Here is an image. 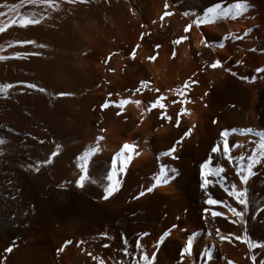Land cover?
<instances>
[{"label":"bare ground","instance_id":"obj_1","mask_svg":"<svg viewBox=\"0 0 264 264\" xmlns=\"http://www.w3.org/2000/svg\"><path fill=\"white\" fill-rule=\"evenodd\" d=\"M237 2L168 0L175 7L165 9V0H77L71 4L56 0L60 7L55 11L27 4L19 9L45 18L26 28L13 24L0 33V56L9 57L0 61V86L13 85L6 93L0 91L3 264H131V256L126 259L121 252L122 233L137 261V234L147 233L139 239L150 258L156 251L153 264H252L247 245L234 237L246 231L251 240L264 245V157L259 155L264 151V71H255L264 69V0H245L248 7L235 19L231 14L218 16L210 24L192 25L184 32L185 25L197 15L204 16L208 8L219 4L221 12ZM17 3L0 0V5ZM0 11L6 13L0 20L6 21L8 9L0 7ZM165 11L173 14L161 19ZM228 32L243 38H229L220 47V38ZM202 35L210 44L207 48L200 44ZM182 36L188 39L172 43ZM23 40L46 47L18 43ZM133 48L134 56L130 55ZM13 52L40 55L11 58ZM217 59L237 76L222 67L209 68ZM142 80L148 81V88L135 91ZM21 82L43 87L45 92L25 88ZM157 88L159 93L149 91ZM178 88L184 95L176 92ZM59 92L71 95L58 96ZM159 95L165 97L161 101L165 109L149 111L150 102ZM106 99L109 107L101 111L99 105ZM121 99L129 103L116 116L119 108L112 101ZM181 106L185 112L176 125ZM160 112L172 119L158 118ZM188 128L192 129L189 136L177 147L178 159L161 156ZM246 128L252 131H242ZM221 130L229 134L233 160L244 156L238 161L243 165L246 157L256 156L261 161L247 183L251 203L244 226L225 219L235 218L219 205L212 210L224 216L202 211L209 207L204 204L208 196L239 208L219 184L209 186L208 196L199 188V165L209 156L213 164L225 168V184L238 183L234 166L229 172L227 160L210 151ZM98 136L104 139L97 140ZM125 142L135 148L125 173L118 174L120 189L107 200L101 199L111 157ZM57 144L60 148L53 162L41 163L37 170V162L56 151ZM91 147L99 151L89 157L88 179L77 188L75 157ZM162 164L176 169L174 179L133 199L153 182ZM61 183L66 186L58 187ZM257 207L262 210L256 212ZM166 230L168 236L156 249V241ZM217 231L226 238L221 240ZM102 232L107 235L100 236ZM192 233H196L192 255L181 260L179 250ZM68 240L72 243L66 245ZM13 241L12 251L4 253ZM208 249L212 250L210 259ZM252 255L257 264H264V247L253 249Z\"/></svg>","mask_w":264,"mask_h":264},{"label":"snow or ice","instance_id":"obj_2","mask_svg":"<svg viewBox=\"0 0 264 264\" xmlns=\"http://www.w3.org/2000/svg\"><path fill=\"white\" fill-rule=\"evenodd\" d=\"M68 3H76L77 0H67ZM79 2L83 3L85 0H79ZM35 5L38 7H42L45 9H52L53 11L59 9L60 5L56 3V0H19V3L17 4H3L0 5V7L8 9V18L6 21L0 20V33L5 32V30L13 24L19 25L20 27H28L29 25H38L41 23L42 20H44V15H41L39 13H21L19 9L23 7L24 5ZM170 7H175V4L170 5L168 3V0H165L164 8L169 9ZM248 7L245 0H238L237 3L231 5L230 9L225 8L221 12H218L217 10L220 8L219 4L214 5L213 7H210L207 9V12L204 16L197 15L195 19L191 21L190 24L185 25L184 32L188 33L189 29L192 25H196L198 28L201 25L210 24L212 21H214L218 16H224L227 17L231 14L232 18L235 19L237 16H239L241 13H243L246 8ZM173 13L170 11H165V13L161 16V19L164 18V16H170ZM181 15H188L187 12L181 13ZM6 16V13L4 11H0V17ZM155 23V22H154ZM144 33H141V36L143 37ZM233 39V40H239L243 37L239 35H233L231 32H228L226 36H223L220 38L219 46L223 47V41L227 39ZM188 39L187 36H182L178 40H174L172 43L179 44L181 40ZM20 44H34L36 48H44L46 45L44 44H35L34 41L31 40H23L18 41ZM200 44L204 47H209L210 44L208 41H206L201 36ZM156 47H159L157 45ZM136 49L133 48L131 50V54H135ZM254 51V50H253ZM28 55H40L39 52H32V53H22V52H13L11 58H24ZM173 55H175V52H173ZM197 55H199V52H197ZM155 56L150 57V59H155ZM9 59V57L6 56H0V61ZM107 63V60L104 61ZM237 64L241 63V61L237 60ZM209 68L216 69L221 68L225 73H230L233 77L237 76V73L235 71H231V69L227 66H224L221 62V60H213L209 65ZM112 69H109L111 71ZM256 72H262L264 69L256 68ZM240 79H248V77L241 76ZM23 87L28 89H35L38 92H45V89L43 87H37L33 83H24ZM193 84H196L197 81L193 80ZM13 85L11 84H3L0 86V91L7 92L9 88H12ZM148 88V81L142 80L140 81L139 88L135 89V91L139 92L143 89ZM184 88H188V82H185ZM149 91H154L159 93L160 89H149ZM176 92L180 95H184V92L181 91V89H176ZM58 96H66L71 95V93L67 92H59L57 93ZM109 97L112 96V93L108 94ZM207 95V93H205ZM165 97L163 95L157 96V98L150 102L149 111L153 109H165L166 105L162 103L161 101L164 100ZM109 100H105L103 103L99 105L100 110L103 111L104 109L109 107ZM129 103L128 100L121 99L119 102L112 101V104L119 108V111L116 112V116H120L122 112L125 111V105ZM134 103L139 104L140 101L136 100ZM172 103H176L175 100L172 101ZM184 101L181 100L180 104L183 105ZM185 109L181 106L180 111L175 116V123L176 125H179L180 123V113H184ZM158 118H162L164 120H170L172 117L165 114V112H160V115ZM217 121L215 119L212 120V124H216ZM191 128H188V130L183 132V135L180 136L179 139L175 140L174 143L167 149V151L162 152L160 155L164 157H170L172 160L178 159V156L176 155L177 147L181 144V141L184 140L185 137L189 136L191 132ZM101 132L104 131L103 128L100 129ZM233 132H235V129H232ZM242 131H252L251 128L243 129ZM97 140H103V136L96 137ZM4 143L3 139H0V145ZM222 145V149H221ZM236 145H231V147H235ZM56 151H52L50 155L47 157V159L43 160L42 162H37L36 168L39 169L41 163L43 165H48L53 162V158L58 155V150L60 148V145L57 144ZM262 149H264V145H261ZM134 148L135 145L132 143L125 142L120 146V149L118 152H116L110 160V169L106 170V185L103 187V195L101 196V199L107 200L109 197L113 196L114 193L118 192L121 186L120 180L117 178L118 174L125 173L127 163L131 161L132 156L134 154ZM99 151L98 147H91L85 152H83L82 155H78L75 157L76 164L75 167L79 169V175L75 179V187L82 188L84 186V182L88 179L89 176V157L93 154ZM211 153L217 154L221 159L227 160L230 172L232 170V166L235 168V178H238V183H228L225 184V175H222V173H225V168L221 166L220 163L213 164V157L209 156L207 159H205L202 163L199 165V188L204 191V195L208 196V188L210 185L219 184L220 188L223 189V191L226 193L228 197H230L236 205L239 206V208L234 207L232 204L228 203L227 200H224L222 198H212L211 196H208L207 199L204 200V204L208 205L209 207L203 208V213L207 214L210 212V215L212 217H219L224 216L223 212L212 210V206L219 205L222 208H227L228 212L231 214V217H234L235 219H231L228 216H224L225 219H229L230 223L233 224H239L241 226L246 225V216L250 209V203L248 196V189H247V183L250 179V177L254 174L253 169L254 166L261 161L257 159L256 156H248L246 157V164H240L238 161L244 160V156H237L235 160L232 159V154L230 151V141H229V134L226 130H221L219 132V140L211 146L210 149ZM126 154V155H125ZM138 154V153H137ZM261 157H264V151H261L259 154ZM171 173V175L169 174ZM176 173L175 168H168L166 165H160L159 170L157 173H154L152 176V183L146 187L143 188L140 192H138L133 199H138L145 195V193H152L153 189H155L158 185L161 184H168L172 179H174ZM96 181H93L95 183ZM66 185L64 183H61L58 185L60 188H64ZM262 209L260 207H257L255 209L256 212L261 211ZM201 219H204V216L202 215ZM207 223V221H205ZM173 228L176 227V225H172ZM183 231V230H182ZM169 232L166 230L162 233V235L159 236V239L156 241L155 247L156 249H159L160 244L164 241L165 237H167ZM106 233H100V236L105 237ZM147 233H138L137 234V240L135 247L137 251L139 252V261L136 260V252H129V244L128 241L124 239L123 233L121 234V240L123 243V248L121 249V252L124 254L125 258L127 259L129 256H131V264H153V260L156 257V251H153L151 253V258L144 253L143 246L140 243V237L147 236ZM216 235L220 237L221 240H224L226 237L222 236L219 231L216 232ZM231 235V234H229ZM196 236V233H192V235L188 236L187 242L184 244V246L179 250V256L180 259L183 260L185 256H191L192 255V244H193V238ZM108 239H111V237H107ZM234 239L240 240L241 243L246 244L248 248V259L252 261V264H257V258L252 255V250L258 247H264V245L258 244L257 242L251 240L249 236L247 235L246 231L241 232L240 235L235 236ZM231 242V240H229ZM72 241L68 240L65 241V244H71ZM79 243V242H78ZM14 246V241L12 244L9 245V247L3 249L4 253H9L12 251V247ZM102 247H108L107 244L102 245ZM63 248L59 249L58 251H62ZM211 249L207 250V257L211 258ZM91 255V253H89ZM93 259H98L97 257H93ZM0 264H3V259H0ZM102 264V262H101ZM229 264H232L231 261H229Z\"/></svg>","mask_w":264,"mask_h":264}]
</instances>
